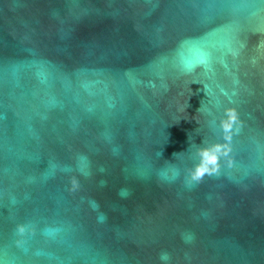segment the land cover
Listing matches in <instances>:
<instances>
[{"label":"water","instance_id":"obj_1","mask_svg":"<svg viewBox=\"0 0 264 264\" xmlns=\"http://www.w3.org/2000/svg\"><path fill=\"white\" fill-rule=\"evenodd\" d=\"M162 252L264 264V0H0V264Z\"/></svg>","mask_w":264,"mask_h":264},{"label":"clouds","instance_id":"obj_2","mask_svg":"<svg viewBox=\"0 0 264 264\" xmlns=\"http://www.w3.org/2000/svg\"><path fill=\"white\" fill-rule=\"evenodd\" d=\"M160 260H161L162 264H168V262L170 261L169 254L167 252H162L160 254Z\"/></svg>","mask_w":264,"mask_h":264}]
</instances>
